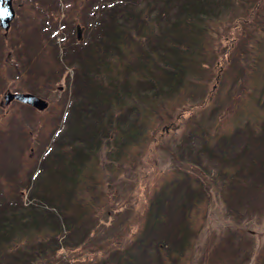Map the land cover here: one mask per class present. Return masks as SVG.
Returning <instances> with one entry per match:
<instances>
[{
  "label": "trees",
  "instance_id": "trees-1",
  "mask_svg": "<svg viewBox=\"0 0 264 264\" xmlns=\"http://www.w3.org/2000/svg\"><path fill=\"white\" fill-rule=\"evenodd\" d=\"M235 3L98 2L101 13L94 20L102 25L106 41L101 46H90L89 53L75 47V57L69 59L75 70L72 116L73 104H79L81 117L76 114L73 124L69 122L72 130L64 133L61 144L48 152L32 182L30 172L17 182L13 173L12 178L7 174L5 181L0 180V199H8L5 206L0 204V264H23L38 258L54 260L62 249L74 250L81 260L84 254L80 249L84 246L91 247L89 264H185L194 256L190 222L186 220L194 205L214 203L219 196L227 202L229 196L240 198L244 189L264 188V112H259L260 106L264 108V31L256 36L258 30H264L261 17L255 22L263 24L252 27L255 33L249 30L241 39L245 45L254 41L246 47L245 59L237 60L229 53L233 57L225 58L220 69L221 73L255 74L250 81L246 78L247 84L241 87L248 95L246 104H237V113L233 114L229 128L219 133L218 141L212 137L206 140L203 129L200 133L193 128L180 138L175 137L172 148L162 147L164 133L156 135L148 123L167 106L170 94L185 81L189 83V73L207 72L211 63L201 65L209 56L206 45L210 39L220 41V35L211 29V19L223 9L234 8ZM237 22L249 25L250 21L243 16ZM137 35L135 39L146 42H134L132 36ZM125 40H130L128 43L141 53L124 49ZM234 43L230 39L225 46L234 47ZM101 54L103 61L99 63ZM61 62L56 59L55 64L63 67ZM130 69L137 72L125 73ZM51 73H55L54 67ZM245 97L243 93L236 102ZM158 149L168 150L173 167L157 170L148 166L150 156ZM102 150L104 161L98 157ZM108 152L110 157L106 156ZM209 162L218 166L219 173L208 181L200 180L195 171L201 173ZM177 165L176 173L173 169ZM143 167L149 171L142 172ZM2 171L0 163V178ZM150 178L157 190L143 208L138 227L125 239L128 222L137 220L120 219L118 215L133 205L130 195L135 193L136 183L141 181L148 186ZM224 189L229 194L225 195ZM183 191L185 199L181 202ZM15 193L21 200L27 194L35 203L13 206L9 201ZM41 201L49 203V207H42ZM176 213L181 214L179 221L176 222L177 215L173 224L166 221L167 215ZM110 215L116 217V228L122 231L111 240L97 239V233L114 226ZM48 217L53 219L52 223L46 222ZM202 222L198 242L212 245L217 239L214 233L209 237L211 243L201 237L203 232L212 231L205 213ZM243 230L241 225L236 232ZM20 234H29L30 241L19 245ZM255 261L264 264L259 256Z\"/></svg>",
  "mask_w": 264,
  "mask_h": 264
},
{
  "label": "rangeland",
  "instance_id": "rangeland-1",
  "mask_svg": "<svg viewBox=\"0 0 264 264\" xmlns=\"http://www.w3.org/2000/svg\"><path fill=\"white\" fill-rule=\"evenodd\" d=\"M235 1L234 8L230 6L227 9H223L211 19V29L213 28L212 30L215 35H220V41H212V39H210L206 45L209 56L204 58L201 65L206 63L208 65V63H211L207 68V72L204 74L189 73L187 77L189 83L185 81L182 87L170 94L167 106L160 109L159 113L152 116L151 120L148 122L154 128L156 135L160 136L161 133H164V136L162 137V147L169 146L172 148L175 137L180 138L185 132L193 128H197L200 133L202 132L201 129H203L204 131L202 133L206 134L204 136L206 140H208L209 137H212L214 141H218L220 138L219 133L229 128L228 125L232 120L233 114L235 115L237 113V108L242 104H246L248 95L246 94V89L242 90L241 87L242 84H247V81L245 80L246 78H248L249 81L251 80L255 74L254 71H250L249 73L253 74L249 76L248 73H241L238 75L236 71L221 73L220 69L222 68L225 58L229 59L230 57H233L229 53L234 54L236 57L233 58L237 60L239 57L245 59L244 54L246 52V47L249 46V44H254V41L249 40L247 41V45H245L244 43H241V39L249 30L255 33V30L252 27L263 24H258L255 21L257 17H261L264 20V0ZM55 2V0L43 1V3L47 4L49 7L54 6ZM80 3L81 0H60V7L66 9L70 6H78ZM62 8L59 9L62 10ZM254 8L256 9L254 10ZM86 10L89 12L91 11L89 5H86ZM31 16L32 14L29 11L20 10L19 20L22 23L21 29L28 35L26 36L27 39L34 40L35 45L36 39L39 38L40 28L37 26L33 28L35 23L32 20H39L41 17L37 15L35 18H31ZM243 16H248V20L250 21L249 25L239 24L237 22L238 18ZM90 21L95 22L92 18H90ZM77 24H80L81 27L80 39H82V41L80 42H75L77 39L73 33V26L76 27ZM66 26L68 27L65 30V38H67V40L65 43H62L61 47H58L56 52L53 50L54 46H52L51 50L55 52L54 54L53 52H50V54L48 53L49 46L45 42L42 44V52L40 55L36 52L32 54V57L29 55L30 59L26 61L25 74L22 75L21 81H18L27 89L34 90L35 86L37 92L45 93L48 91L50 88V81L56 78L57 75V73H51L52 68L49 65V61H55L56 59L62 58L64 56L62 54L68 51L70 46L78 47L79 49H83L82 51L89 53V47L97 43L96 38L98 39V44L100 46L106 41L105 36H102V34H104L102 28L95 27L90 29L89 24L85 25L82 20L78 21L76 16L67 21ZM263 31L264 30L261 29L258 30L256 36L261 35ZM138 36L139 35L132 36L134 42L136 41L139 44L146 42L145 40L135 39ZM60 39H62V35H60ZM230 39L235 41L233 45L234 47L225 46L226 43H230ZM57 40L61 42L58 38ZM128 42H130V40H128ZM128 42L125 40L123 46L124 49L132 51L135 54L141 53V51L136 50V48ZM218 42L221 43L220 46H218ZM31 49L36 50V48H34V46L27 40L25 42L26 53H29ZM213 50H217V53ZM102 56L103 54L99 55V63L103 61ZM131 57L135 59L134 54L131 55ZM208 59L209 61H207ZM133 61L134 60H132V62ZM217 61L219 62V65L216 64ZM230 61L232 63L237 62L236 60L231 59ZM136 72L137 71L130 69L129 72L125 73L133 75ZM34 75L35 79L33 81ZM235 81L237 83H235ZM43 82L45 85H42ZM66 83H68V80ZM243 93H245L246 97L237 103L236 101L239 100ZM1 98H3V93L0 92V101ZM237 104L240 105L237 107ZM49 107L47 110L36 115H33V111H30L27 116L30 120L26 118L23 127L21 128V132L24 133V131H31V129L38 125L39 132L36 134V138H30V136L35 135V132L30 134V136L23 134L20 137L19 134L17 135L14 132L16 128H13L11 132L3 131L0 133V140L5 144L0 145V163L3 164L6 162L11 166H9V168L3 167V175L0 178L1 182H3L4 176L10 173H14L19 179L24 178V176L29 173L28 170L22 169L25 164L28 163V160L25 159L26 156L32 160L34 157H43V152L46 151L50 142V137L47 136V134L56 123L52 116L56 115L57 111L61 108L59 105L54 106V109L53 107ZM2 108L4 109V107ZM259 112H264V108L260 106ZM25 113H28L27 109H25ZM75 114L81 117L82 107H79ZM39 117H41V120ZM9 121L16 122L18 121V118L11 117ZM69 126L71 129L72 125ZM18 127L19 125L17 128ZM28 143L34 148V150L30 149L27 145ZM21 146L23 152L19 151ZM185 146L184 140L183 147L185 148ZM232 149L234 151V147H232ZM106 156L110 157V152H108ZM183 156L182 159L184 158ZM98 157L101 161H104L105 154L103 150L99 153ZM170 159L168 150L158 149L150 156L148 166L156 168L157 170H166L173 164L172 159ZM105 163L106 165L110 164L109 162ZM142 169V172L149 171L145 167ZM173 170L177 173L176 170H179V165ZM182 170L184 171L183 167ZM195 172L200 180L205 179L208 181L211 177L218 175L219 169L217 165L209 162L207 166L202 169L201 173H198L197 171ZM149 181L150 185L148 186L141 181L136 183L134 189L135 193L130 195L133 200V205L126 208L118 215L120 219L126 218L137 220L136 222H128L125 230V239H127L128 235L138 227L144 212L143 208L149 204L150 196L157 190V184L154 182V179L150 178ZM153 184L154 186H152ZM184 191L181 193V202L185 199ZM223 191L225 195L229 194L226 189ZM109 199L110 202H112L114 196ZM7 200L8 199H5L2 206H5L8 203ZM27 202L32 205L35 203V199H27ZM39 204L42 207H49V203L44 201L39 202ZM21 205H24V202L21 203ZM204 213L211 221L212 231L203 232L201 237L207 239L210 243L211 240H209V237L212 233H214L217 238L212 242V245L207 246H203L198 242L200 235L199 226L202 225L201 222ZM176 215L178 216L176 222L179 221L181 214L177 213L167 215L166 221H170V223L173 224ZM109 217L111 221L114 220V226L103 229L102 232L97 233L95 236L97 239L104 238L106 240H111L116 237V233L119 234L122 231L120 228H116V217H113L112 215ZM186 220L190 222L189 238L194 243V246L191 247L194 256L192 259L187 260L185 264H247L248 262L249 264H257L258 261H255V259L258 256L260 263L262 262L261 260H264V188L260 187L256 191L244 189L240 198L229 196L227 202L219 196L214 203L205 202L201 205L196 204L191 210H189L186 215ZM46 222L52 223L53 219L48 217ZM120 222L121 221H118V223ZM241 225H243V232H236ZM106 233H110V235L105 237ZM29 236V234H20L18 244L23 245L30 241ZM218 239L221 240L220 244H218ZM90 249V246H84V248L80 249L82 254H84L81 257V260L74 255V250L62 249L59 251L60 254L54 260H42L41 258L36 260L30 259L23 264H89L88 252H90ZM8 258L12 261L10 256H8Z\"/></svg>",
  "mask_w": 264,
  "mask_h": 264
},
{
  "label": "flooded vegetation",
  "instance_id": "flooded-vegetation-1",
  "mask_svg": "<svg viewBox=\"0 0 264 264\" xmlns=\"http://www.w3.org/2000/svg\"><path fill=\"white\" fill-rule=\"evenodd\" d=\"M24 3V0H0V7H5L8 10V15H6L3 18H0V42L4 41L5 39L3 38V35L6 37V32L5 30L2 28L3 25H5L8 21H9V28L12 27V25L17 22L20 21L19 20V10H20V6L21 4Z\"/></svg>",
  "mask_w": 264,
  "mask_h": 264
},
{
  "label": "water",
  "instance_id": "water-1",
  "mask_svg": "<svg viewBox=\"0 0 264 264\" xmlns=\"http://www.w3.org/2000/svg\"><path fill=\"white\" fill-rule=\"evenodd\" d=\"M9 96L10 97H14L15 96V97H18V98H20V99H22L24 101L30 102L32 104H36L38 106H42V103L40 102V100L37 97H35V96L31 95V94L14 93V94H10Z\"/></svg>",
  "mask_w": 264,
  "mask_h": 264
},
{
  "label": "snow or ice",
  "instance_id": "snow-or-ice-1",
  "mask_svg": "<svg viewBox=\"0 0 264 264\" xmlns=\"http://www.w3.org/2000/svg\"><path fill=\"white\" fill-rule=\"evenodd\" d=\"M6 15H8V10L5 7H0V18L5 17Z\"/></svg>",
  "mask_w": 264,
  "mask_h": 264
}]
</instances>
